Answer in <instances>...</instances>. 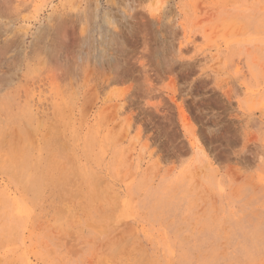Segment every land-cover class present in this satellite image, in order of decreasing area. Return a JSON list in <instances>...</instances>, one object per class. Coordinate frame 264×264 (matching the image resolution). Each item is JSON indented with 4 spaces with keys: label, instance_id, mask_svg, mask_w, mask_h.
<instances>
[{
    "label": "rangeland",
    "instance_id": "rangeland-1",
    "mask_svg": "<svg viewBox=\"0 0 264 264\" xmlns=\"http://www.w3.org/2000/svg\"><path fill=\"white\" fill-rule=\"evenodd\" d=\"M0 264H264V0H0Z\"/></svg>",
    "mask_w": 264,
    "mask_h": 264
}]
</instances>
